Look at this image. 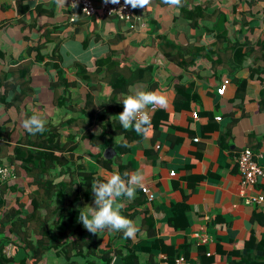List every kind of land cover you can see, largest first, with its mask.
Segmentation results:
<instances>
[{
    "label": "crops",
    "instance_id": "obj_1",
    "mask_svg": "<svg viewBox=\"0 0 264 264\" xmlns=\"http://www.w3.org/2000/svg\"><path fill=\"white\" fill-rule=\"evenodd\" d=\"M190 9L203 14L191 20L185 17ZM73 14L78 16L75 21L70 20ZM222 20L226 36L214 32V25ZM263 31L264 0H183L179 10L162 0H151L150 6L134 9L130 21L104 15L85 17L76 8L70 9L67 0L65 5L58 0H0V53L10 56V61L0 57V71L11 67L14 58L23 64L32 62L27 81L21 82L13 74L21 86L6 77L7 85L16 84L19 89L28 85L32 91L16 107H5L0 101V128L13 127L9 135L0 129L2 164L19 135L24 134L22 121L26 117L39 115L54 124L76 118V123L65 122L67 125L58 128L62 138L69 133L76 136L70 150L64 153L67 160L77 162L81 157L102 179L117 171L121 175L125 171L140 172L143 185L154 194L148 200L138 188L145 202L127 210L131 215L128 218L140 229L135 239L107 231L102 249L144 246L149 240L159 239L168 251H186L187 260L193 264H264V216L258 208L246 205L243 196L264 195ZM45 40L51 43L43 49L45 52L52 48L53 40L59 41L63 81L51 64L34 62L33 53L26 55L28 47ZM161 41L168 47L162 49ZM241 45L242 51L249 49V53L234 58V47ZM103 57H111L125 70L151 66L152 83L136 82L127 93L109 101V72L95 63ZM80 69L88 74V80L76 76ZM224 80H228L225 91L218 94L216 88ZM4 85L5 82L0 84V96ZM138 88L159 90L168 97L166 109H150V116L162 109L167 119L159 130L149 128L141 140L129 142L126 153L105 168L92 157L100 151L103 140L92 144L81 136H86L85 132L100 135L102 129L109 132V124L118 126V114L123 111L119 101ZM12 95L9 92L4 101L9 102ZM85 102L90 107L80 116ZM193 113H197L196 117ZM84 118L91 123L83 124ZM246 149L263 173L253 188L242 191L236 159ZM72 175L69 169L64 180ZM13 184L19 188L13 192L6 189L7 202L20 195V190L22 201H27V194L34 188L29 177L15 174L0 183V190ZM129 202L121 200L123 205ZM172 203L188 207L190 225L185 229H179L176 221L165 222V208ZM82 205L94 206V200ZM147 216L151 226L144 222ZM200 227L210 236L205 243L194 234L200 232ZM4 251L9 256L24 255L15 242L7 243ZM130 261L171 263L166 253L151 256L141 249L131 254ZM63 262L50 251L37 264ZM78 262L83 264V260Z\"/></svg>",
    "mask_w": 264,
    "mask_h": 264
},
{
    "label": "trees",
    "instance_id": "obj_2",
    "mask_svg": "<svg viewBox=\"0 0 264 264\" xmlns=\"http://www.w3.org/2000/svg\"><path fill=\"white\" fill-rule=\"evenodd\" d=\"M23 9H25L24 6ZM201 14L203 12L190 9L185 17L193 20L199 18ZM95 15H102V13L97 10L92 16ZM58 31L60 32L61 29ZM214 32L219 36L227 35L223 20L218 25H214ZM54 41H52L54 43L52 48L46 50V52L43 49H46L47 45H51L47 40L39 45L28 47L26 55L33 53L32 59L34 62L51 64L56 69L60 81H63L60 67L61 57L57 52L59 41ZM160 43L162 49L168 47L166 43L162 41ZM261 45L262 51H264V39H262ZM243 47V45L234 47V58H242L244 53L245 56L249 53V49L242 51ZM170 56L172 57V55ZM0 57L5 60L10 59V56H5L3 53H0ZM11 58L14 57L11 56ZM262 59H264V52L262 53ZM192 62L194 61L191 60L190 63ZM12 63L11 67L9 66L6 70L0 71V84L5 82L0 101L4 103L5 107H16L32 91L28 85L19 89L16 84H6V77L8 76L10 81L19 82L21 86V82L27 81L26 76L32 67V62L23 64L19 61V58L12 59ZM95 63L97 67L105 66L104 72H109L107 83L111 89L109 101L112 102L118 95L127 93L129 87L134 83L147 82L150 84L153 81L151 66L125 70L124 67L119 65V62L111 57L97 58ZM76 64L80 66L79 63ZM8 72L12 73V76ZM13 74L16 75V78L20 77L21 82ZM76 76L85 80L90 78L84 72V69H80ZM9 92L13 95L11 100L6 102L4 98ZM89 107V102H85L80 116H83ZM166 119L167 114L162 109L156 110L151 116L150 128L159 130L162 121ZM76 121V118H69L57 124L46 122V130L36 135L28 134L24 130V134L19 135L12 147L11 153L6 156V163L4 164L13 168V176L15 174L23 178L28 176L34 188L27 194V201H22V190H20V195H16L13 200L7 202L8 200L4 196L6 195L4 193L6 189L8 188L13 192L19 187L15 184H13L14 186L1 187L0 264H37L50 251L60 256L64 260L63 264H81L78 260H83V264H111L112 258L116 255L123 257V264H136L130 261L131 254L139 249L148 251L151 256L166 253L168 261L171 262L170 264L178 256L184 255L183 257L187 259L186 251L182 254L179 251L176 253L168 251L159 239L149 240L148 245L144 246L135 245L126 249L113 246L112 248L102 249L100 246L107 231L98 232L96 235L84 230L83 225L78 220L79 211L83 208V203L94 200L91 182L96 179H103L97 175L88 162L82 161L81 157L77 159V162L70 161L67 160L64 154L67 150H70V145L75 142L76 136L69 133L68 136L62 138L58 128L67 125L64 124L65 122L72 125ZM90 123V120H83V124L88 125ZM116 127H119L118 131H115ZM12 128V126H9V128L2 127L0 129H3L9 135ZM108 129L109 132L102 129L100 135L85 132L86 136H81V138L87 137L92 144H96L97 140H103L100 151L93 154L92 157L97 164L105 168H109L115 158H120L121 155L126 153L129 142L139 141L144 136V134H137L134 130L125 131L120 124L118 126L109 124ZM119 136L124 137L125 140L119 138ZM108 147H112L115 151V156L111 159H105L102 155L103 150ZM0 164H2L1 159ZM72 165L74 167L70 168ZM58 167L59 170H57ZM119 167L122 169L123 164H120ZM69 169L73 171V175L70 176L69 180H64V177L69 173ZM139 193L140 190L137 188L135 199L123 205V210H121L123 215L129 217L130 214H127V210L144 204L143 195ZM187 210L188 207L183 203L170 204L165 208L166 213L163 216L165 222L169 220L176 221L179 229H185L190 225ZM149 217H145L144 222L151 226V219L147 221ZM11 242H15L17 246L23 249L24 255L22 257H17V254L9 256L5 253L4 246Z\"/></svg>",
    "mask_w": 264,
    "mask_h": 264
},
{
    "label": "clouds",
    "instance_id": "obj_3",
    "mask_svg": "<svg viewBox=\"0 0 264 264\" xmlns=\"http://www.w3.org/2000/svg\"><path fill=\"white\" fill-rule=\"evenodd\" d=\"M65 5V0H58ZM106 3L118 4L119 0H105ZM162 2L179 10L183 6V0H162ZM125 5L131 8L144 9L151 4V0H124ZM74 8L75 3L71 4ZM77 15H73L75 21ZM123 104V111L118 114L120 125L125 131L134 130L137 134H147L151 127L150 109H166L169 104L168 97L159 90L136 89L132 94L122 97L119 101ZM46 120L39 115H31L23 119L22 127L31 135L43 133L46 130ZM126 143V142H125ZM144 177L140 172L123 175L113 172L103 180L96 179L91 182V190L94 196V206L81 208L78 215L79 222L92 234L102 231L120 232L126 239H135L139 232V226L127 216L122 214V199L131 201L136 197V189L143 188Z\"/></svg>",
    "mask_w": 264,
    "mask_h": 264
},
{
    "label": "built area",
    "instance_id": "obj_4",
    "mask_svg": "<svg viewBox=\"0 0 264 264\" xmlns=\"http://www.w3.org/2000/svg\"><path fill=\"white\" fill-rule=\"evenodd\" d=\"M75 3L77 12L81 13L85 17H90L99 10L102 15L107 17H115L119 20L130 21L134 16V9L131 6L125 5L124 0H119L118 4L106 3L105 0H101L96 3L94 0H67L68 7L74 9L71 4ZM76 15V14H73ZM72 15V17H73ZM72 20L73 21V19ZM228 80H224L217 88L218 94H223L226 88ZM197 113H193V117H196ZM220 120V116L216 117ZM239 174L241 175L242 191L246 188H253L257 178L262 175V167L259 166L253 159V155L250 150L246 149L241 151L236 159ZM170 175H174V172H170ZM13 177V168L7 166L6 164H0V183ZM141 191L146 195L148 200L154 197V194L146 187L143 186ZM244 203L249 206H253L259 209V211L264 216V195L263 194H253V195H243ZM200 232H195V236L199 238L200 242L205 243L210 240V236L201 232L203 229L199 228ZM162 258L165 256L162 254ZM172 264H193L191 261L187 260L183 256H178L173 260Z\"/></svg>",
    "mask_w": 264,
    "mask_h": 264
},
{
    "label": "water",
    "instance_id": "obj_5",
    "mask_svg": "<svg viewBox=\"0 0 264 264\" xmlns=\"http://www.w3.org/2000/svg\"><path fill=\"white\" fill-rule=\"evenodd\" d=\"M114 150L112 147H108L104 150V153H103V156L106 158V159H111L114 155ZM112 264H122V258L120 256H116L114 259H113V262Z\"/></svg>",
    "mask_w": 264,
    "mask_h": 264
},
{
    "label": "rangeland",
    "instance_id": "obj_6",
    "mask_svg": "<svg viewBox=\"0 0 264 264\" xmlns=\"http://www.w3.org/2000/svg\"><path fill=\"white\" fill-rule=\"evenodd\" d=\"M45 256H47V253L44 255V257H43V258H45Z\"/></svg>",
    "mask_w": 264,
    "mask_h": 264
}]
</instances>
